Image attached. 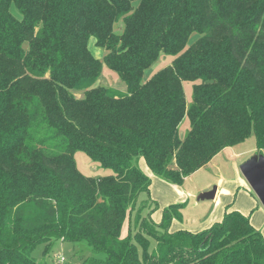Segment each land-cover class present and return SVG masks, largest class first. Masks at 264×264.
<instances>
[{
	"label": "trees",
	"instance_id": "obj_1",
	"mask_svg": "<svg viewBox=\"0 0 264 264\" xmlns=\"http://www.w3.org/2000/svg\"><path fill=\"white\" fill-rule=\"evenodd\" d=\"M160 54L170 65L143 82ZM102 64L125 94L94 87ZM251 135L264 153V0H0V264H43L34 249L56 240L101 255L82 264H264L231 205L197 232L170 229L184 204L156 223L139 168L181 186ZM77 152L113 174L83 175Z\"/></svg>",
	"mask_w": 264,
	"mask_h": 264
},
{
	"label": "rangeland",
	"instance_id": "obj_2",
	"mask_svg": "<svg viewBox=\"0 0 264 264\" xmlns=\"http://www.w3.org/2000/svg\"><path fill=\"white\" fill-rule=\"evenodd\" d=\"M12 12L19 18V14L14 8H12ZM121 29L122 23L120 22L116 26L115 32L119 33ZM195 39L196 35L192 34L187 44L190 45ZM89 50L98 60H102L105 54L103 49L94 45L93 39L89 42ZM171 61V56L160 54L151 67L144 72L142 81H148L159 70L169 66ZM96 86L114 89L118 95L126 93V87L120 81L116 73L109 70L104 64H102L101 74L94 84V87ZM182 86L187 105H189L192 102L193 84L191 82H183ZM73 94L77 98L82 97V93L73 92ZM188 131L189 122L185 117L178 128L179 138L184 139ZM257 154H259V151L256 149L255 139L253 135H251L243 143L222 150L214 156L208 164L188 176L184 180L183 184L177 187L181 189V197L183 198L181 200V204H184V207L181 210L182 220L181 222L173 220L171 228L173 229L174 227H179L181 225L189 229L198 228L210 221L213 217L212 213L217 206L220 207L221 205H225V203L238 205L242 200V194L239 193L241 189H239V186L235 188L233 185L236 180L237 172L243 180L239 171L240 165ZM261 154L264 155V153ZM74 160L77 169L87 177L99 178L113 174L111 170L103 169L98 164L93 163L85 154L81 152H77L74 155ZM140 165L139 168L143 173H145V175L149 178L153 177V174H151L147 169H144L143 161L140 162ZM213 187H216L218 191L214 200H197V197L201 193L208 192L212 190ZM152 195H154L153 192L150 193V197H152ZM144 199H146V195L141 194L139 196V201ZM156 203L159 206L152 215V218L159 221L163 208L160 207L161 204L159 201H156ZM152 207V204H148L146 210L144 211V215H146ZM247 215L249 216L250 222L253 226L258 230L263 229L264 233V209L254 206L248 210ZM125 226V228H128L127 223ZM46 246L48 248L45 249V253V245L36 246L32 253V257L43 264H82V262L88 257H101L100 254H95L91 247L85 242L73 244L56 240ZM154 246L155 243L151 242L149 250H152ZM62 259L63 263H60Z\"/></svg>",
	"mask_w": 264,
	"mask_h": 264
},
{
	"label": "crops",
	"instance_id": "obj_3",
	"mask_svg": "<svg viewBox=\"0 0 264 264\" xmlns=\"http://www.w3.org/2000/svg\"><path fill=\"white\" fill-rule=\"evenodd\" d=\"M143 160H139V165L140 162H142ZM144 163V161H143ZM141 166V165H140ZM144 169L148 170L149 169L146 167L145 163H144ZM150 172V171H149ZM151 173V172H150ZM145 174V173H144ZM152 174V173H151ZM151 185H150V193H154V195H152V197H150V199L154 202L159 201V203L161 204L160 207H162L163 209L168 207L171 204H181V200L183 199L181 197V189L177 188L179 186H175L172 185L158 177H151ZM234 187L236 188L237 186H239V189H241V191H239L240 194H242L241 198V202L237 205L234 204H226L225 205H221L220 207L217 206V208L214 210V212L212 213L213 217L210 219V221L207 224H204L203 226L201 225L198 228L195 229H189V228H185L184 226H179V227H174L173 229H171V231H177V230H188L191 232H197L199 230L202 229H206L208 227H210L212 224L219 222L222 219L223 213L225 211V207L228 205H231L232 209L234 210H238L239 212H241L242 214L247 215V212L249 209L253 208L254 206L258 207V208H262V206L260 205V203L258 202V200L256 199V197L254 196V194L252 193L251 189L249 188L248 184L246 183V181L242 180L241 176L238 174L236 175V180L234 182ZM217 188H216V193L214 196V199L217 195ZM213 199V200H214ZM157 204V203H156ZM159 205H157L158 207ZM162 209V210H163ZM154 214V213H153ZM161 218V217H160ZM159 218V221H160ZM156 223H158L159 221H157V219H153ZM252 224V223H251ZM126 223L124 224V227L122 229V237H124V234L126 236L127 234V228H125ZM178 225V224H177ZM253 226V224H252ZM254 227V226H253ZM256 230H258L256 227H254ZM261 235L264 238V233H263V229L258 230Z\"/></svg>",
	"mask_w": 264,
	"mask_h": 264
},
{
	"label": "water",
	"instance_id": "obj_4",
	"mask_svg": "<svg viewBox=\"0 0 264 264\" xmlns=\"http://www.w3.org/2000/svg\"><path fill=\"white\" fill-rule=\"evenodd\" d=\"M239 171L264 209V155L257 154L252 156L240 165ZM215 193L216 187H213L212 190L201 193L197 200H213Z\"/></svg>",
	"mask_w": 264,
	"mask_h": 264
},
{
	"label": "built area",
	"instance_id": "obj_5",
	"mask_svg": "<svg viewBox=\"0 0 264 264\" xmlns=\"http://www.w3.org/2000/svg\"><path fill=\"white\" fill-rule=\"evenodd\" d=\"M61 262L63 263V259L60 261V263H61Z\"/></svg>",
	"mask_w": 264,
	"mask_h": 264
}]
</instances>
